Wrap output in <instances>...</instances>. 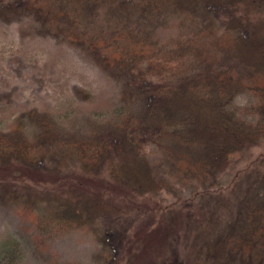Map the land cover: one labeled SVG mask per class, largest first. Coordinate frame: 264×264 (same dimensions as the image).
<instances>
[{
    "label": "trees",
    "instance_id": "obj_1",
    "mask_svg": "<svg viewBox=\"0 0 264 264\" xmlns=\"http://www.w3.org/2000/svg\"><path fill=\"white\" fill-rule=\"evenodd\" d=\"M4 4L45 16L49 5L61 9L63 18L74 25L75 12L92 5L118 11L138 4L180 12L215 9L224 14L225 24L218 47L245 67L244 74L214 68L203 61L200 49L184 42L163 51L145 45L120 48L116 34L93 40L106 68L123 84L120 108L110 120L88 136L72 135L62 133L50 114L33 112L40 129L35 138L30 139L23 127L0 133L3 184L49 182L61 192L45 207L21 197L20 210L37 228L89 229L109 204L136 203L133 233L128 243L123 235L122 247L132 253L131 264H138L151 247L140 233L151 236L149 231L167 229V215L177 212L176 203L163 206L151 200L153 195L175 179L188 183L225 171L235 154L264 139V30L252 23L264 0H9ZM247 92L257 99L250 108L252 121L243 117L236 103ZM157 156L171 166L169 178L154 162ZM257 159L264 167V152ZM66 170L71 174L62 176ZM140 218L149 220L144 231ZM205 248L196 264H264V215L243 234L219 238ZM115 249L117 255L122 252ZM113 262V257L108 259ZM164 264L184 261L172 256Z\"/></svg>",
    "mask_w": 264,
    "mask_h": 264
},
{
    "label": "rangeland",
    "instance_id": "obj_2",
    "mask_svg": "<svg viewBox=\"0 0 264 264\" xmlns=\"http://www.w3.org/2000/svg\"><path fill=\"white\" fill-rule=\"evenodd\" d=\"M4 1L9 0H0V133L23 127L30 139L35 138L40 129L33 112L50 114L62 133L72 135L88 136L110 120L120 108L123 84L94 47L92 41L102 36L116 34L120 48L145 45L166 51L184 42L200 49L203 55H199L210 66L245 73V67L217 45L225 24L224 14L215 9L180 12L138 4L118 11L92 5L74 10V25L63 18L61 9L47 5L45 16L4 8ZM252 20L264 30V4ZM256 101L250 92L236 100L247 120H255L250 108ZM262 152L264 139L235 154L225 171L188 183L175 179L153 195L151 200L163 206L176 203L177 212L166 216L169 229L149 231L151 236L140 233L151 247L138 264H164L172 256L196 264L210 243L241 235L262 217L264 167L257 159ZM154 162L169 178L171 166L161 156ZM66 171L62 176L71 174ZM60 193L49 182L38 186L19 180L8 185L0 180V264H110L112 257V264H131L132 253L122 247V237H128L127 243L131 238L136 203H111L100 210L89 229L68 232L45 225L37 228L20 210L21 197L45 207ZM137 221L143 231L149 226V220ZM115 248L122 252L117 255Z\"/></svg>",
    "mask_w": 264,
    "mask_h": 264
}]
</instances>
